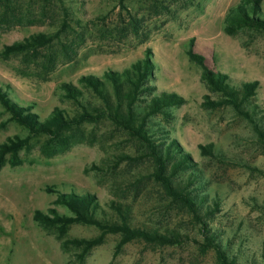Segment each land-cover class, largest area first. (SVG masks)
I'll list each match as a JSON object with an SVG mask.
<instances>
[{
  "label": "rangeland",
  "instance_id": "374dc122",
  "mask_svg": "<svg viewBox=\"0 0 264 264\" xmlns=\"http://www.w3.org/2000/svg\"><path fill=\"white\" fill-rule=\"evenodd\" d=\"M241 4L246 0H0V88L38 121L59 114L66 123L32 134L0 105V146L8 147L0 148V264H219L197 223L154 181L149 149L125 128L129 120L156 150L173 148L166 173L183 158L172 183L194 195L207 211V229L238 264H264V30L232 26L227 14ZM257 11L264 18V0ZM36 36L45 42L5 51ZM188 50L233 87L256 83L241 104L251 121L219 100ZM145 57L150 75L129 114L130 85L122 79L117 98L104 73ZM86 75L102 80L109 102L79 82ZM62 83L79 95L66 96ZM161 93L181 102L149 113L150 98ZM83 112L98 116L78 121ZM44 187L92 194L99 217L121 216L130 229L178 233L183 241L157 244L53 219L38 224L35 210L71 216Z\"/></svg>",
  "mask_w": 264,
  "mask_h": 264
},
{
  "label": "trees",
  "instance_id": "16d2710c",
  "mask_svg": "<svg viewBox=\"0 0 264 264\" xmlns=\"http://www.w3.org/2000/svg\"><path fill=\"white\" fill-rule=\"evenodd\" d=\"M257 10L258 0H246V4L233 7L229 11L227 14V20L234 23V25H232L234 28L252 27L264 30V18H260L258 15H256L258 12ZM228 29L229 26L224 28V30ZM30 41L31 43H29ZM27 42L28 43L24 45H8L6 46L5 51H20L27 48L29 44H43L45 40L43 36H36L29 38ZM186 54L191 61L195 62L202 69V79L205 80L212 89L221 94L222 97L219 100L223 104L229 105L235 112L251 121V117L243 108V106H241V104L245 97L249 96L253 92L256 83H243L239 87H233L229 84L228 79L224 74L214 72L207 67L206 60L203 56L192 52V50H188ZM150 67L151 63H149V60L145 57V59L142 61H137L129 68H125L120 72L109 71L104 73V78L112 83L113 93L117 98L122 92V79L130 85L131 89L125 94L128 97L126 105L128 107L129 114H132L131 104L135 99V93L141 90V83H144V80L150 75ZM79 82L89 87L105 103L109 102L110 97L104 83L100 78L92 75H86L81 76ZM60 87L68 97L76 98L79 95V91L69 83H62ZM180 102L181 98L174 94L161 93L159 96L152 95L149 103L146 106L149 113H154L160 112L165 106L176 105ZM0 105L4 108V110L10 113L12 118L17 123L25 127L32 134H49L53 128H58L59 126L66 124L64 121H62V117L59 114L58 116L53 114V116L44 121H38L37 116L34 113L26 110V107H20L12 102L6 95L5 91H2L1 88ZM55 111L59 113L58 110ZM97 116L98 115L92 116L87 112H83L77 120H93L97 118ZM124 126L125 128H129V130L134 132V134L137 135L149 149L150 156L154 163V181L161 185L165 193L170 198L179 202L189 213L193 221L197 223V231L202 238V243L205 245V247L211 248L213 250L217 262L219 264H238V261L235 259L234 255L227 252L226 245L218 239L215 233L210 232L207 229V225L202 220L203 216L207 214V211H204V213L201 212L199 208L200 203L194 200V195L184 193L185 190H187L185 189V185L178 183V185H181L180 190L172 183L171 176L181 170V167L186 166L183 158L173 159V161L170 163V171L169 173H166V163L172 159V156H174L173 148L162 147L161 150L159 149L160 151L156 150L146 137L142 125H139V127L135 128L129 120L124 123ZM258 136L262 138L264 137V134L259 130ZM0 148H2L3 151L8 150V147L5 144H2ZM12 150L15 151L16 148L12 147ZM44 191L46 193L56 194V198L53 203L65 206L71 212V216H61L55 209L52 208L48 209L50 215H45L40 211L35 210L32 214V218L38 224L49 225L52 223L51 219H53L54 221H60L63 224L77 222L92 225L102 229V231L121 232L126 236V238H143L146 241L157 244L171 245L181 243L183 241L182 236L178 233L166 235L156 233L154 231L149 232L138 229H130L125 224L121 216H119L120 221H118L120 223L99 217L96 212L97 210H100V208L92 194H75L73 192L61 193L51 189L50 187H44ZM109 206L112 209L115 208L112 204ZM262 258L264 260L263 256Z\"/></svg>",
  "mask_w": 264,
  "mask_h": 264
}]
</instances>
